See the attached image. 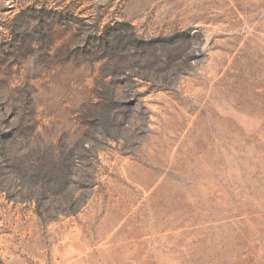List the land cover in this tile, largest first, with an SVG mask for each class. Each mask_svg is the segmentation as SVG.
I'll use <instances>...</instances> for the list:
<instances>
[{"label": "rangeland", "instance_id": "rangeland-1", "mask_svg": "<svg viewBox=\"0 0 264 264\" xmlns=\"http://www.w3.org/2000/svg\"><path fill=\"white\" fill-rule=\"evenodd\" d=\"M0 264H264V0H0Z\"/></svg>", "mask_w": 264, "mask_h": 264}]
</instances>
